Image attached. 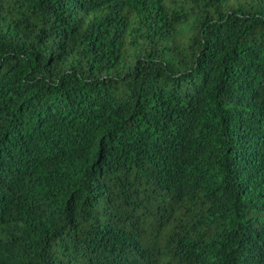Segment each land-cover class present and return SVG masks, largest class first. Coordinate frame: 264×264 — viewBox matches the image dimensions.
Segmentation results:
<instances>
[{
  "label": "trees",
  "instance_id": "1",
  "mask_svg": "<svg viewBox=\"0 0 264 264\" xmlns=\"http://www.w3.org/2000/svg\"><path fill=\"white\" fill-rule=\"evenodd\" d=\"M0 264H264V0H0Z\"/></svg>",
  "mask_w": 264,
  "mask_h": 264
}]
</instances>
